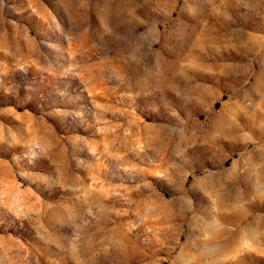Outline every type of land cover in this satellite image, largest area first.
I'll use <instances>...</instances> for the list:
<instances>
[{
	"label": "rangeland",
	"instance_id": "obj_1",
	"mask_svg": "<svg viewBox=\"0 0 264 264\" xmlns=\"http://www.w3.org/2000/svg\"><path fill=\"white\" fill-rule=\"evenodd\" d=\"M0 264H264V0H0Z\"/></svg>",
	"mask_w": 264,
	"mask_h": 264
}]
</instances>
